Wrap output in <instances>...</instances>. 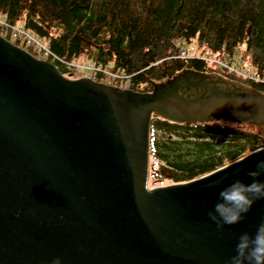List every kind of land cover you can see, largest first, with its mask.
Returning <instances> with one entry per match:
<instances>
[{"label": "water", "instance_id": "water-1", "mask_svg": "<svg viewBox=\"0 0 264 264\" xmlns=\"http://www.w3.org/2000/svg\"><path fill=\"white\" fill-rule=\"evenodd\" d=\"M190 86L212 92L193 96L183 91ZM155 116L229 119L263 132L264 94L192 70L150 92L75 79L0 35V264H226L238 235L264 218V200L219 229L207 213L224 185L251 182L245 173L264 147L195 180L149 188Z\"/></svg>", "mask_w": 264, "mask_h": 264}, {"label": "trees", "instance_id": "trees-1", "mask_svg": "<svg viewBox=\"0 0 264 264\" xmlns=\"http://www.w3.org/2000/svg\"><path fill=\"white\" fill-rule=\"evenodd\" d=\"M0 13L10 25L48 44L49 60L64 74L70 72L67 62H90L129 76L130 89L150 92L192 70L216 73L264 94V0H0ZM183 51L191 55L181 58ZM205 56L254 69L263 81ZM222 121L188 125L155 116L150 127L155 182L192 181L264 147V130Z\"/></svg>", "mask_w": 264, "mask_h": 264}, {"label": "clouds", "instance_id": "clouds-1", "mask_svg": "<svg viewBox=\"0 0 264 264\" xmlns=\"http://www.w3.org/2000/svg\"><path fill=\"white\" fill-rule=\"evenodd\" d=\"M245 175L251 178L250 183L237 178L218 191L216 202L207 213L218 229L240 223L256 201L264 200V179H260L264 176V160L257 161L255 169ZM51 264H61L60 258H54ZM226 264H264V218L253 232L238 235Z\"/></svg>", "mask_w": 264, "mask_h": 264}, {"label": "built area", "instance_id": "built-area-1", "mask_svg": "<svg viewBox=\"0 0 264 264\" xmlns=\"http://www.w3.org/2000/svg\"><path fill=\"white\" fill-rule=\"evenodd\" d=\"M0 35H2L11 42L27 50H29L28 49L29 46H32L40 54L38 57L41 59L49 60V57L52 56V52L48 44L41 42L34 35L28 34L21 26L10 25L1 13H0ZM190 52L183 51L180 57L184 58L188 55H191ZM203 59L211 62H216L219 63L220 65L232 68L233 70H235L237 73H239L244 77H250L256 81H263L260 75L258 74V72L249 67L242 66L240 68H233L230 65H228L226 60L218 59L215 56H205L203 57ZM66 65L70 71L68 73L69 75L75 73L78 74L77 76L78 78L90 77L96 81L105 82V83L114 81L115 84L112 85L121 88L130 89L129 76L127 77V76L117 75L109 71H102L99 68L94 67L90 62H81V63L67 62ZM99 72H103L104 76L100 78L98 76ZM166 185L167 184H165L164 181H160L157 187H163Z\"/></svg>", "mask_w": 264, "mask_h": 264}, {"label": "flooded vegetation", "instance_id": "flooded-vegetation-1", "mask_svg": "<svg viewBox=\"0 0 264 264\" xmlns=\"http://www.w3.org/2000/svg\"><path fill=\"white\" fill-rule=\"evenodd\" d=\"M207 74L211 75V73H206L204 75L206 76ZM206 80L209 82L210 85L215 86V87H217L219 89H222V90H225V91H227V89H229L228 86H227L228 84H226L227 82L223 83V84L216 85L215 84V80L207 79V78H206ZM183 91L188 93V94H191V95L194 93V94H196L198 96L207 95V94H210L212 92L209 88H207L205 86H190L189 89L185 88V89H183Z\"/></svg>", "mask_w": 264, "mask_h": 264}, {"label": "rangeland", "instance_id": "rangeland-1", "mask_svg": "<svg viewBox=\"0 0 264 264\" xmlns=\"http://www.w3.org/2000/svg\"><path fill=\"white\" fill-rule=\"evenodd\" d=\"M21 47V46H20ZM29 51V50H28ZM36 56V55H35ZM89 73H91V72H89ZM66 75H68V76H70V77H73V78H78L77 76H78V74H66ZM236 82H239V81H236ZM239 83H241V82H239ZM241 84H243V83H241ZM245 85V84H244ZM222 121V120H221ZM222 122H224V121H222ZM233 125L234 126H236V127H239V128H241L240 127V125L238 124H234L233 123ZM244 129V128H243ZM248 130H250V129H248ZM254 131V130H253ZM151 159H152V156H150V163H151ZM160 183V181H157V182H155V179L153 178V177H151V175H150V177H149V188H156L157 186H158V184ZM165 184H167L166 186H168V185H172V184H170V183H167L166 181H165Z\"/></svg>", "mask_w": 264, "mask_h": 264}]
</instances>
